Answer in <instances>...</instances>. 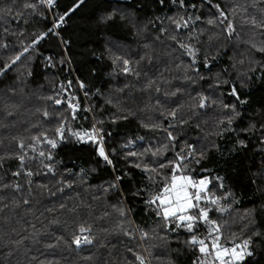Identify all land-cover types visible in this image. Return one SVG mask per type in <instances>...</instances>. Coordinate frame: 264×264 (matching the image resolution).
<instances>
[{
    "label": "trees",
    "instance_id": "16d2710c",
    "mask_svg": "<svg viewBox=\"0 0 264 264\" xmlns=\"http://www.w3.org/2000/svg\"><path fill=\"white\" fill-rule=\"evenodd\" d=\"M29 2L35 3L36 0H0V9H14L11 15L0 18V43L8 44L7 49L0 48V66L9 56L20 50L22 43H30L34 33L46 31L54 17L68 11L77 0H56V7L51 14L47 8L40 7L38 11L43 15L33 14L31 9H25L24 4ZM227 3L232 8H237L234 21L236 34L228 39L232 43L237 41V48L241 53L243 50L244 53L252 55V62L256 67L254 71H241L238 74L239 68L246 69L252 66V62L235 61L233 56L235 57L238 50L229 49L225 52V47L219 43L222 37L226 36L222 31L223 26L207 23L218 15L208 0H185V8H180L178 2L174 5L172 0H165L163 5L159 4L158 0H84L78 9L66 17L64 25L58 30L59 37L49 35L37 45L35 51L28 54L27 61L22 58L18 66H14L6 75H0V158H3L0 159V264H125L126 258L133 260L127 249L133 248L142 253V242L137 239L136 233L133 239L125 236L117 227L121 219L111 205L116 204L121 195L116 192L105 194L100 190L122 171L130 173V177H125L120 187L124 193V205L131 209L129 221L134 222L125 226L144 229L149 233V239L143 242L148 245L152 264H192L196 255L185 247L187 234L183 230L166 232L161 227L163 222L159 221L152 211L145 209L142 198L131 195L134 188L143 187L142 174L138 169L127 167L125 161L117 156L114 161L117 171L113 172L111 168L104 166L103 162L97 163L90 146L65 143L52 150L57 169L56 176L53 177L51 174H43L46 169L41 165L38 153L31 150H26L28 156L25 158L24 167L21 168L17 159L20 154L17 139L23 138L29 142L31 135L54 126V121L45 120L42 115L44 108L51 113L54 106L51 101H45L41 97L53 95L54 89L58 90L61 82L66 84L68 80H72V91L80 98L82 107L93 108L92 112H81L79 115H87L89 121L93 117L103 119L104 128L112 133L111 137L107 138V148H116L118 153L121 151V145L129 140L134 141L130 148L126 149L131 151H142L149 143L155 145L164 142V134L149 131L141 126L142 122H159L163 120L160 111L176 108L180 104L185 107L178 116L188 113V105L193 103L191 98L197 93L202 92L217 100L216 105H210L203 110L197 109L198 114L204 112L210 118L221 117L220 114L211 113L217 109L220 101H236L228 95L230 84L215 87L217 79H213L217 76L220 80L234 83L242 98L249 101L240 108L244 113L243 119L236 121L233 127L239 130L254 122L259 128L260 114L264 113V52L257 49L264 48V30L254 28L250 23H244V20L255 16L258 22L264 21V0H212V4H219L226 12L230 11ZM193 4L195 8L191 7ZM244 8L247 9L246 12L242 11ZM113 12L116 13L114 21L101 23L102 17ZM125 13L133 15V19L129 22L122 21L120 16ZM178 15L191 16L193 19L200 17L191 30L180 29L175 34L185 43H188L189 35H199L198 41L193 40L192 43L199 48L196 68L205 77L203 80L192 72L189 73L191 80L185 78L183 69L190 63V57L181 55L185 62H181L180 68L170 59L173 49L180 54L182 52L178 45L168 38L175 29L168 18ZM157 17L160 19L156 20ZM149 20H152L155 26L148 24ZM145 25L147 31H139ZM162 27L168 28V33L161 35L160 41H156L155 37L160 35L159 30ZM5 29H8L7 33ZM214 37L218 38L216 47L222 50H216ZM61 40L68 43L65 45ZM145 44L152 47L146 49ZM206 45H209L210 49H205ZM145 52L152 55L151 63L140 60ZM117 56L127 58L133 61V64L140 60L141 76L138 80L133 76L124 75L120 63H113L114 57ZM206 56L211 71L203 67ZM47 57L52 58L54 67H46ZM61 60H65V63H60ZM21 70H24L23 77L19 76ZM28 70L31 71V76L27 75ZM243 72L244 76L241 75ZM173 77V84H167ZM77 79L87 85V98L83 91L78 90ZM148 79L158 82L161 88L159 93L154 89L142 90ZM241 83L246 86L241 88ZM125 85L128 87L125 88ZM121 88L124 91H119ZM176 88L181 89L176 96L164 95L165 91H175ZM158 99L162 107L156 105ZM107 100H111V103H106ZM57 107L63 110L66 106ZM9 112L12 114L9 115ZM123 115L128 118L111 122L114 117ZM80 123L85 127L90 126L83 120ZM164 123L167 125L168 121ZM207 125L208 123L199 126L198 132H193L186 140L197 148L210 147L213 142L218 145L219 150L212 149L209 152V159L204 162V166L214 170L212 175L225 177L223 191H231L233 200L238 201H222L223 206L230 208V211L223 214L214 211L216 219L226 221L228 233H235L237 236L240 234V238L250 235L253 228L264 231V144L260 143V132L241 133L239 138L244 139L248 147L240 149L236 144V133H225L224 137L220 138L213 134L217 131V126L209 130ZM76 126L74 123L73 127ZM139 136L145 139L139 141ZM38 148L48 150L46 145H40ZM68 169H71V175L66 174ZM81 169L84 170L83 180L80 177ZM27 170L41 173L30 178L31 195L28 194L29 186L26 183L29 178L24 175ZM17 171H20L21 175L14 176L13 173ZM197 173L207 174L200 172L199 168ZM61 177L73 184L71 188H66L64 193L53 196L39 187L46 184L55 192L57 181ZM147 182L145 179L144 184ZM17 183L23 186L21 192H16L12 187ZM80 183L88 192L86 199L78 200L75 195L81 187ZM36 192L40 196V192L46 195V199L40 197L44 201L41 208H38V202H34L36 198L33 196ZM67 197L71 198L73 205L74 202L79 204L84 200V203L92 205V220L95 221L94 228L98 238L95 245L85 246L82 250L66 247L64 241L69 237V225L72 220L67 210H61L59 205L66 203ZM95 197H98V200L93 205ZM24 198L29 199V204L22 202ZM101 206L104 209L100 210ZM80 211L83 213L86 210ZM106 212L111 214L105 215ZM54 220H59V223H53ZM202 231L203 229L200 230ZM154 234L166 236L167 239L153 238ZM60 237H64V240H59ZM18 241L21 243H17ZM252 250L254 255L248 258L247 264H264V244L260 239H255ZM86 256H91L92 259H83Z\"/></svg>",
    "mask_w": 264,
    "mask_h": 264
},
{
    "label": "snow or ice",
    "instance_id": "6c2138e0",
    "mask_svg": "<svg viewBox=\"0 0 264 264\" xmlns=\"http://www.w3.org/2000/svg\"><path fill=\"white\" fill-rule=\"evenodd\" d=\"M179 3L180 8H185V0H172L175 5ZM84 0H77L74 5L68 9L62 15L54 17L51 26L46 31L34 33L33 38L28 44H21L20 50L16 51L14 55H11L7 60L0 66V75H6L14 66H18L23 61L28 60V54L31 51H35L37 45L41 41L46 39L49 35L60 36L59 29L64 25L66 17L72 12L78 9ZM158 3L163 5L165 0H158ZM211 7L216 9L218 15L215 19H209L207 23L213 26H223L222 31L226 34L227 38H231L236 34L235 19L237 8L233 7L230 11L226 12L221 8L219 4H212V0H208ZM40 7L47 8L49 10L56 7V0H36L35 3H25V9H31L33 14H40L38 10ZM195 8V5H191ZM12 7L0 9V18L8 16L13 13ZM242 11L246 12L244 8ZM22 15V13H17ZM116 13L113 12L101 18V23H109L114 21ZM231 17V19H230ZM120 19L129 20L126 15H121ZM160 18L157 17L156 20ZM170 23L175 26L174 33L169 34L168 38L174 41L180 50L181 55L190 57V63L187 68L183 69L185 72V78L188 80L192 79L189 75L190 72L195 73L199 79L203 80L205 77L199 73L196 68L198 63L199 48L192 43L193 40L199 39V35H189L187 37L188 43L178 39L175 32L180 29H189L195 25V21L199 20L200 17L196 16L194 19L191 16L178 15L175 17H169ZM244 23L251 24L254 28H260L264 30V21L258 22L255 16L249 17L244 20ZM148 24H153L152 20L148 21ZM135 27V24H133ZM147 31V25L142 30ZM160 35L155 37L156 41H160L161 35L168 33V28H160ZM8 32V29H5ZM22 35V34H21ZM238 35V34H237ZM63 44H67V41L61 40ZM146 49H150L152 45L145 44ZM255 48V45H253ZM0 48L7 49V43H0ZM175 51V49H173ZM257 51L264 52V48L257 49ZM48 64L46 67H54L52 58L47 57ZM152 55L149 52H145V55L140 60H147L148 63L152 62ZM140 60L133 64V61L124 57H114L113 63H120L122 65L121 72L126 76H133L137 80L141 76L139 68ZM60 63H65V60H61ZM26 67V66H25ZM178 68L181 65L177 66ZM203 67L208 68L209 59L206 56L203 61ZM254 71V69H251ZM264 71V66H262ZM31 71H27V75L31 76ZM20 77L24 76V70L19 73ZM217 82L215 87L219 88L224 84H230V91L228 95L233 97L235 103H224L222 100L219 103V107L223 112V117L219 118L216 122L217 131L213 134L220 138H223L225 133H236L237 140L236 144L240 149H246L248 147L247 142L244 139H240L241 133L255 134L260 132V143L264 144V113L260 114L261 123L257 128L256 123L250 122L246 128L236 129L233 127L236 121L242 120L244 113L240 110L241 107L247 105L249 101L242 98L238 88L234 83L228 80H220L217 76ZM249 80L251 77L248 78ZM76 85L78 90L83 91L85 98L89 96L86 91L87 85L77 79ZM246 85L241 83L240 87L243 88ZM125 88L128 85L124 86ZM73 82L68 80L67 83L61 82L58 90L54 89V94L46 97H41L45 101H51L54 106L53 112H49L47 108L42 110V115L45 120L54 121V126L45 128L39 131L37 134L31 135L29 142H26L23 138L17 139V146L20 150V154L17 159L20 161L21 168L24 167L25 158L28 156L26 150H31L34 153H38L40 163L46 172L45 175L51 174L53 177L56 176L57 169L55 167V156L52 150L57 149L61 144L75 143L88 145L93 149L97 163L103 162L104 166L111 168L113 172L117 171L116 163L114 162L117 156L125 161V164L129 168L138 169L142 174L141 184L143 187L134 188L131 191L133 197H141L142 202L146 210H150L154 213L159 221H162L161 227L166 232H178L183 230L187 234V238L184 241L185 247L190 249L196 258L192 261V264H247L248 258L254 255L252 245L255 239H260L261 243L264 244V231H257L251 229V234L244 238L238 237L235 233H228L227 222H221L219 219H213V211L223 214L227 209L223 206L222 201L238 202L233 200V193L231 191L224 192L225 177L220 175H212L213 169H209L204 166V162L209 159V152L212 149H218V145L213 142L211 146H203L197 148L195 144L189 143L187 140H180L181 132L178 129L182 128L183 125L189 123V120L198 115L197 109L203 110L208 108L210 105H216L217 100L211 99L204 93H197L195 97H192V104L188 105L189 118L184 119L183 116H178L181 113L185 105L180 104L176 108L163 109L160 111V116L163 120L159 122H153L151 124L143 123L142 127L148 129L151 132H160L164 134V142H158L157 144L149 143L147 147H144L142 151H131L130 146L134 141L129 140L127 143L121 145V151L118 153L116 148L109 150L107 148L108 137H111L112 133L104 128L105 121L103 119H96L95 117L89 121L87 115L80 116L81 112L90 113L93 111L91 106L82 107L80 98L72 91ZM159 93L161 88L156 80L148 79L144 89L152 90ZM119 91H124L123 88ZM181 91L180 88H176L175 91H165V96H176ZM99 92V90H97ZM106 103H111V100H107ZM158 107H162L160 100L156 101ZM57 106H66L63 110ZM38 111H41L38 109ZM12 113L9 112V115ZM127 115L114 117L112 123H115L118 119H127ZM83 120L90 124L89 127H85L80 121ZM164 121H168L165 125ZM76 127H73V124ZM33 127H37L33 125ZM197 127L199 125L197 124ZM174 132L176 134H174ZM143 136L137 137V140L143 141ZM46 145L48 150L39 149L38 146ZM171 153V155H169ZM36 157H32L35 159ZM3 159V158H0ZM206 175H199L197 169ZM95 171V169H93ZM41 174L39 171L34 173L31 170L24 172V175L29 179L26 180L28 184V194L31 195L32 180L30 179L33 175ZM67 175H71V169L66 170ZM84 170L81 169L80 177L83 180ZM14 176L21 175L20 171L14 172ZM125 177H130V173L122 171L121 174L115 175L114 179L107 182L106 186H102V191L105 194L116 192L120 193L121 199L116 204L111 205L113 211L121 219V222L117 224V227L123 232L125 236L135 239L136 231H139V239L141 241L149 239V233L143 229H133L126 227V224L134 222L129 221V213L131 209L124 205V193L120 187ZM148 182L144 184V180ZM56 191L53 192L48 185L41 184L40 188L45 189L50 195L55 196L57 193H64L66 188L73 186L71 181H65L63 177L57 181ZM4 187H9L4 185ZM16 192H21L23 186L19 183L12 185ZM215 189V191H214ZM24 204H29V199L24 198L22 201ZM61 210H67L71 217V224L69 225L71 231L69 237L65 242V245L69 249L82 250L85 246L95 245L97 243V235L94 228L95 221L92 220L93 209L91 204L84 203L81 201L79 204H74L73 207L68 208L66 203H60ZM80 209H85V212H81ZM111 213H105L110 215ZM102 218V217H101ZM53 223H59V220H54ZM67 223V221H66ZM35 228V225H33ZM247 228V226H245ZM203 229L204 234L201 236L198 233ZM107 231V230H105ZM244 231V229H242ZM153 238L166 240V236H156ZM64 240V237L58 238ZM17 243H21L18 241ZM54 247V245H49ZM128 252L132 254L133 260H125V264H151L150 260L141 253L135 251L133 248H128ZM144 252H148L145 248ZM151 255V253H149ZM35 259V257L33 258ZM85 260H91V256L83 257ZM45 264V262H40ZM50 264V262H49Z\"/></svg>",
    "mask_w": 264,
    "mask_h": 264
},
{
    "label": "rangeland",
    "instance_id": "374dc122",
    "mask_svg": "<svg viewBox=\"0 0 264 264\" xmlns=\"http://www.w3.org/2000/svg\"><path fill=\"white\" fill-rule=\"evenodd\" d=\"M223 1H228V0H223ZM227 8L229 9V10H231L232 9V6L230 5V4H228L227 3ZM124 15H126V16H128L129 17V20H126V21H131V19H133V15H127L126 13L124 14ZM161 23H162V21H160ZM163 24V23H162ZM162 24H160V26L162 25ZM215 32V31H214ZM225 35V34H224ZM233 37V36H232ZM213 43L215 44V47H216V44L218 43V38L216 37H214V41H213ZM219 43H221V45L222 46H224L225 47V52L227 51H229V49H235V50H238V48L237 47H239L238 45H237V41L236 42H234V43H232V42H230V40L227 38V36H223L222 37V40L219 42ZM239 45L241 44L240 42L238 43ZM217 49L216 50H222V49H220L219 47H216ZM205 49H210V47H209V45H206L205 46ZM239 51V50H238ZM188 57V56H187ZM238 57V59H236ZM243 57V58H242ZM252 55H250L249 53H244L243 52V50H242V53L239 51V52H236V54H235V57L233 56V59L235 60V61H238V62H240V61H245V62H252ZM240 58H242L241 60H240ZM170 59L172 60V62H173V64L174 65H180L181 64V62H185V61H183L184 60V58L181 56V54L179 53V52H177V51H174V52H172V53H170ZM252 66H249L248 68L246 67V69L245 68H239L238 69V74L241 72V71H252L251 69H256V67H255V64L252 62V64H251ZM171 72V71H170ZM242 76H244L245 75V73L243 72V74H241ZM215 78H217V77H214V79L213 80H215ZM173 81H175V79H174V77L172 78V79H170V82L169 83H167V84H173ZM167 97H170V96H167ZM145 103H147V102H145ZM144 103V104H145ZM146 105V104H145ZM213 115H218V114H220L221 115V117L219 116V118H222L223 117V112L221 111V109H220V107H219V105L217 106V109L215 110V111H212L211 112ZM181 116V115H180ZM183 116V118L184 119H188L189 118V112L188 113H186V114H183L182 115ZM219 118H210L209 117V115L208 114H206V113H204V112H202V113H200V115L198 114V115H195V116H193L190 120H189V123L188 124H186V125H183L182 126V128H180V129H178V131H180L181 132V135H180V140H182V139H184V140H186V139H189L190 137H191V135H192V133L193 132H198V130H199V128L197 127V124L199 125V126H205L207 123H208V125H207V127H208V129L209 130H213V128L214 127H216V122H217V120L219 119ZM216 131V130H215ZM174 134H176L175 132H174ZM264 148V147H263ZM80 185H81V187H80V189L79 190H77L78 191V193L75 195L76 196V198L78 199V200H81L82 198L83 199H86L87 198V192H88V190L80 183ZM100 190H101V192H103L102 191V188H100ZM214 191H215V189H214ZM104 193V192H103ZM40 194H42L41 196L40 195H38V193L36 192V194L33 196V198H36L35 199V201L34 202H38L39 203V207L38 208H41V205H42V202H44L43 200H41V198L40 197H42V198H44V199H46L45 198V194L43 193V192H40ZM101 198V197H100ZM98 200V197H95L94 199H93V205H94V203L96 202ZM84 202H85V200H84ZM38 203H37V205L36 206H38ZM66 204H67V206L69 207V208H71V207H73V203L71 202V198L70 197H67L66 198ZM74 204H76V202H74ZM226 209H227V211H225V212H228V211H230V208H227V207H225ZM102 209H104L102 206L100 207V210H102ZM46 210V209H45ZM214 212V211H213ZM212 218L213 219H216V216L214 215V213H212ZM137 228V227H136ZM228 232V231H227ZM201 233V236L204 234V231H202V232H200ZM199 234V233H198ZM240 235V234H239ZM238 235V236H239ZM137 239H138V237H137ZM141 242V241H140ZM141 244V251H142V253L143 254H145L150 260H151V258H150V255H149V252H144L143 250L145 249V248H147V243L145 242H142V243H140ZM148 249V248H147ZM149 251V250H148Z\"/></svg>",
    "mask_w": 264,
    "mask_h": 264
},
{
    "label": "built area",
    "instance_id": "2783aa9c",
    "mask_svg": "<svg viewBox=\"0 0 264 264\" xmlns=\"http://www.w3.org/2000/svg\"><path fill=\"white\" fill-rule=\"evenodd\" d=\"M54 9V8H53ZM53 9H51V10H49L48 9V11L50 12V14L52 13V11H53ZM137 229V228H136ZM139 229V228H138ZM144 230V229H143ZM145 231V230H144ZM136 235H137V237H138V240H140L139 239V231H136ZM141 241V240H140ZM141 242H143V241H141ZM145 255V254H144ZM146 256V255H145ZM147 257V256H146ZM147 259H149L148 257H147ZM150 260V259H149ZM150 262H151V260H150ZM151 264H152V262H151Z\"/></svg>",
    "mask_w": 264,
    "mask_h": 264
}]
</instances>
